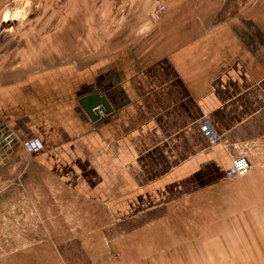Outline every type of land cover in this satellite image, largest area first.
<instances>
[{"label": "crops", "instance_id": "obj_1", "mask_svg": "<svg viewBox=\"0 0 264 264\" xmlns=\"http://www.w3.org/2000/svg\"><path fill=\"white\" fill-rule=\"evenodd\" d=\"M122 2L99 61L0 66V264H264V0Z\"/></svg>", "mask_w": 264, "mask_h": 264}, {"label": "rangeland", "instance_id": "obj_2", "mask_svg": "<svg viewBox=\"0 0 264 264\" xmlns=\"http://www.w3.org/2000/svg\"><path fill=\"white\" fill-rule=\"evenodd\" d=\"M119 5L124 6L122 0H0V66L73 63L83 68L99 61L102 39L126 14ZM243 155L251 156L250 152ZM102 205L94 204V210H102ZM8 207L3 205L0 224L8 220ZM18 208L20 215L10 221L20 224L23 219L33 220L23 211L22 203ZM2 238L7 236L0 234Z\"/></svg>", "mask_w": 264, "mask_h": 264}, {"label": "built area", "instance_id": "obj_3", "mask_svg": "<svg viewBox=\"0 0 264 264\" xmlns=\"http://www.w3.org/2000/svg\"><path fill=\"white\" fill-rule=\"evenodd\" d=\"M156 6L154 8L153 16L156 19H159L163 11L166 9L168 0H155ZM201 126L205 133L210 137L212 142L218 141V137L216 135H212L211 129L209 128L206 118L202 117L200 120ZM212 133V134H211ZM30 153H33L41 148V144L39 142H28L25 144ZM250 168V162L246 155H239L238 157L233 159L231 169L229 171L230 176H244Z\"/></svg>", "mask_w": 264, "mask_h": 264}, {"label": "water", "instance_id": "obj_4", "mask_svg": "<svg viewBox=\"0 0 264 264\" xmlns=\"http://www.w3.org/2000/svg\"><path fill=\"white\" fill-rule=\"evenodd\" d=\"M78 101L91 119L97 118L99 111L106 113L111 109L107 97L97 90L84 95Z\"/></svg>", "mask_w": 264, "mask_h": 264}]
</instances>
